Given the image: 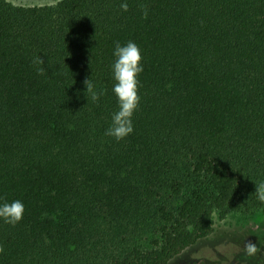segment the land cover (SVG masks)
I'll list each match as a JSON object with an SVG mask.
<instances>
[{
	"label": "trees",
	"instance_id": "16d2710c",
	"mask_svg": "<svg viewBox=\"0 0 264 264\" xmlns=\"http://www.w3.org/2000/svg\"><path fill=\"white\" fill-rule=\"evenodd\" d=\"M117 41L135 42L144 68L121 141L105 135ZM260 183L264 0H0V203L25 205L16 225L0 218V264H81L60 256L100 218L139 217L158 237L106 264H169L212 234L216 212L263 207Z\"/></svg>",
	"mask_w": 264,
	"mask_h": 264
},
{
	"label": "rangeland",
	"instance_id": "374dc122",
	"mask_svg": "<svg viewBox=\"0 0 264 264\" xmlns=\"http://www.w3.org/2000/svg\"><path fill=\"white\" fill-rule=\"evenodd\" d=\"M16 6L53 5L61 0H6ZM215 228L212 234L201 239L169 264H264V206L251 211H230L224 218L214 215ZM139 217L124 223L114 219L98 220L91 232H85L84 243L73 256H60L63 261H78L81 264H106L134 247L149 248L158 234L148 222ZM247 239L257 243L260 251L248 257L244 251ZM75 253L79 256L74 257ZM65 257V258H64Z\"/></svg>",
	"mask_w": 264,
	"mask_h": 264
},
{
	"label": "clouds",
	"instance_id": "9594fccd",
	"mask_svg": "<svg viewBox=\"0 0 264 264\" xmlns=\"http://www.w3.org/2000/svg\"><path fill=\"white\" fill-rule=\"evenodd\" d=\"M123 11H128L129 5L123 2L120 5ZM139 8L146 19L148 16L147 5L139 4ZM114 56L116 57L113 65V93L117 97L118 110L112 115V123L105 130V135L121 141L134 131L133 117L140 106V80L139 75L144 71L142 60L143 56L139 46L128 41L122 45L119 41L115 42ZM32 63L37 65V74L43 75L45 69L42 67L45 61L41 56L33 59ZM85 85V95L93 102H99L100 98L106 94V89H98L90 78L83 81ZM257 199L264 202V183L255 186ZM25 205L20 200L0 203V218L5 223L16 225L23 219ZM244 251L248 257H255L260 251L257 243L247 239L244 244Z\"/></svg>",
	"mask_w": 264,
	"mask_h": 264
}]
</instances>
